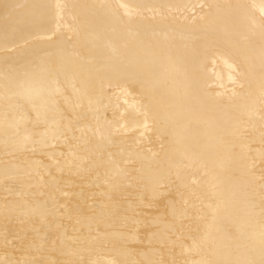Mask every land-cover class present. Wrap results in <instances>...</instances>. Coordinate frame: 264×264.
<instances>
[{"label":"bare ground","instance_id":"obj_1","mask_svg":"<svg viewBox=\"0 0 264 264\" xmlns=\"http://www.w3.org/2000/svg\"><path fill=\"white\" fill-rule=\"evenodd\" d=\"M0 264H264V0H0Z\"/></svg>","mask_w":264,"mask_h":264}]
</instances>
